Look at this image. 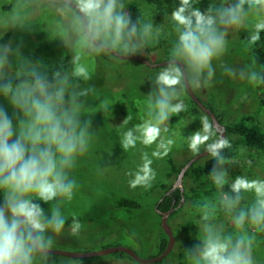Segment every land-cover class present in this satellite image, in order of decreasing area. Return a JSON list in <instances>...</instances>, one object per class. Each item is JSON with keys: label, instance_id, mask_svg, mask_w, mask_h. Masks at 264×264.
Masks as SVG:
<instances>
[{"label": "clouds", "instance_id": "9594fccd", "mask_svg": "<svg viewBox=\"0 0 264 264\" xmlns=\"http://www.w3.org/2000/svg\"><path fill=\"white\" fill-rule=\"evenodd\" d=\"M28 7L27 3L12 4L8 9L11 17L3 24L5 31L28 28L29 14H21ZM36 7L60 14L53 22L56 34L65 42L74 37V54L71 71L63 68L50 73L47 65L24 57L19 47L0 44V95L13 109L10 115L0 106V264H50L53 234H61L68 223L63 209L71 204L79 187L71 173L92 141L90 121L82 119L85 109L81 97L94 89L82 88L79 83L91 79L87 56L108 52L133 55L146 45L158 44L162 34V29L153 32L151 21L140 17L133 21L124 0H37ZM171 20L176 41L167 65L155 79L159 85L156 115L128 129L120 141L125 152L136 148L137 142L145 147L156 145L151 157L143 152L137 170L127 173L132 177L128 181L131 189L152 187L157 175L153 160L167 157L175 144L171 137H161L162 132L169 131L165 121L170 115L186 110L183 100L171 102L178 98L176 86L183 87L184 83L182 65L176 61L182 60L195 74L194 89L201 87V79L205 86H211L216 75L213 62L223 67L230 30H238L248 21V45L260 41L264 0H238L234 4L220 0L205 11L194 7L193 0H179ZM248 83L253 87L264 85V71H250ZM101 107L107 111L108 102L103 101ZM151 108L150 105L149 117ZM130 120L131 116H127L123 123ZM201 123L202 129L187 138L188 149L199 155L203 147L217 161L210 178L223 198L217 197V203L206 199L197 203L202 237L188 250L190 264H259L254 251L259 248L258 236L264 234V179L236 176L230 185L235 195L222 192L228 173L217 168L228 160L222 152L232 144L222 131L214 129L207 116ZM246 193L252 195L251 203H243ZM41 202L50 205L49 213ZM221 211L231 222V231L213 223L219 220ZM82 227L72 214L71 234L78 235Z\"/></svg>", "mask_w": 264, "mask_h": 264}, {"label": "rangeland", "instance_id": "374dc122", "mask_svg": "<svg viewBox=\"0 0 264 264\" xmlns=\"http://www.w3.org/2000/svg\"><path fill=\"white\" fill-rule=\"evenodd\" d=\"M17 2L30 5V7L21 10L22 15L29 14L28 28L13 27L5 31L3 24L11 17L8 9ZM130 2L137 5L145 22L153 23L154 33L157 29H162L159 43L148 46L163 48V53H165L163 58H158L156 53L142 55V57L152 63L161 62L158 59L169 60L172 45L176 41L171 12L178 6L179 0H124L126 10ZM218 2L219 0H193V6L205 11L210 4H218ZM36 4L37 0H0V44L11 43L13 48L19 47L24 57L34 62H42L48 66L51 73V71L65 68L64 61L67 56L71 61L74 54L71 47L74 37L70 36L67 42L61 39L56 34L53 23L60 18V14L57 12L46 13L37 9ZM251 15L249 13V17ZM249 27L250 23L246 21L238 30H230L228 50L222 58L223 67L220 66V62H213L216 75L211 86H205L201 79V87L194 89L192 81L195 74L182 60L180 62L186 67L188 81L194 95L206 108L212 109L224 127L244 121L257 125L264 132V108L257 106L253 100L255 91L253 86L248 83V74L253 71V68L247 62L245 55L234 50L242 37H248L251 30ZM6 36V42L2 43ZM231 50L235 52L230 56ZM93 55L87 56L91 79L87 82H79L82 88L92 87L94 89L88 96L81 97L85 109L82 119L90 121L89 132L92 134V141L89 151L78 159L77 167L71 173L79 187L71 204L66 205L63 209L68 220L72 219V214H75L83 227L79 234L74 236L69 228L70 223L66 224L61 234H53L55 243L52 249L82 253L122 246L132 250L141 258H153L157 254V236L162 231L160 216L155 211V205L162 195V190L158 186L162 184L171 187L176 181L175 176L167 177L170 158H181L178 155L179 151L190 158L194 155L188 149L187 138L202 129L201 120L206 115L192 102L184 84L183 87L176 86L178 98L171 102L175 104L183 100L186 110L178 115H170V119L165 121L169 131L168 133L162 132L161 137L167 136L175 140L172 151L162 160H153L152 168L157 175L150 189L129 188L128 181L132 177L127 173L137 170L142 163L143 152H148L151 157V152L156 145L145 147L137 142L136 148L125 152L120 141L123 133L134 125L147 119H154L157 99L154 98V102L149 97L140 98L137 94L143 95L147 90L157 92L159 87L155 82L156 77L152 78L150 74L154 73L157 76L165 66L157 69L144 67L134 72L132 70L134 67L128 64H137L133 60H124V63L127 64L121 65L113 60L112 64L114 65L111 68L114 70L97 79ZM11 59L15 64V57ZM70 61L68 71H71L72 68ZM116 69L121 71L119 75L117 73L119 79L114 77ZM128 69L130 71H127ZM230 72L233 75L230 76ZM127 76H130L132 80L135 79L139 84L133 87V84L128 83ZM144 83L147 85L145 86ZM248 86L250 89L246 94ZM110 88H115L118 92L109 96ZM119 91L129 97H136L125 101ZM257 94L258 96L264 95V89L259 90ZM103 101H107L109 104L107 111L101 107ZM150 105L152 106L151 117H149ZM0 106L5 107L12 115L13 109L2 95H0ZM127 116H131V120L124 124L123 121ZM208 120L210 122L209 118ZM136 134L134 132V135ZM211 142L210 140L209 143ZM202 150H204L203 147ZM236 150L235 157L217 168L218 171L227 170V183L232 184L233 179L240 175L249 179H264V152L243 145H238ZM182 188L183 199L187 203L182 206L176 216L168 220L173 234L178 238L172 248L174 254L166 257L160 264H190L188 250L198 244V238L202 237L200 214L196 210V205L205 199L208 201L211 199L202 195L188 194L185 180L182 181ZM243 195L244 203H251L252 195L247 193ZM121 198L137 200L141 208L138 210L118 208L117 201ZM2 200L3 192L0 191V203ZM214 201L217 203V200ZM45 206V212L49 213L50 205L45 204ZM219 215V220L213 221V223L218 228L223 224L225 230L231 231V222L225 218L222 211ZM258 240L259 248L254 251V255L259 264H264V237L259 235ZM181 241L183 242L181 243ZM49 261L50 264H140L127 255L117 257L113 254L85 259L51 255Z\"/></svg>", "mask_w": 264, "mask_h": 264}, {"label": "trees", "instance_id": "16d2710c", "mask_svg": "<svg viewBox=\"0 0 264 264\" xmlns=\"http://www.w3.org/2000/svg\"><path fill=\"white\" fill-rule=\"evenodd\" d=\"M227 2L229 4H234V3H237L238 0H227ZM219 3H220V0H219L218 4ZM127 11L131 13L133 21H135L137 19V17H140L143 20L141 12L135 3L130 2L127 5ZM260 35H261V39H260V41L257 42V44L249 46L248 41H247L248 37L247 38L242 37L239 44L234 48L235 51H238L239 53H241V55L246 56L247 62L253 68V71H257V72L264 71V32H261ZM7 36L2 40V43L6 42ZM235 51L231 50L230 56ZM163 52H164L163 48H161V47L160 48L159 47L158 48H150L148 45H146L141 51L135 53V55H140V56L145 55L146 56V54L156 53V56H158V58H163V56L165 55V53H163ZM104 54L108 55L109 57H106ZM93 56H94L96 69H97L96 70V78L97 79L101 78V75L104 76V74H110L111 71L114 70L111 68L112 65H114V64H112L113 60L120 65L121 64H127V63H124V60H119L118 58H116L115 56H113L110 53H102L100 55L94 54ZM69 61L70 60L67 56L65 58V61H64V67L66 70H68V68H69ZM158 61H164V60L158 59ZM134 62H136V61H134ZM253 62H255V65H253ZM136 63L137 64L128 63L132 67H134V69H132V68H129V69H132L135 72L136 70H139L140 68L145 67L138 62H136ZM129 69L127 71H130ZM155 69H157V68H155ZM124 72L127 73L126 71H124ZM117 73L119 75L121 73V71L118 69H116L114 71V74H116L114 77H117V79H119L117 76ZM150 75L152 78L156 77V74H154V73H151ZM127 77L129 79L128 83L133 84V87L135 85L139 84V82L136 81L135 79H133V80L130 79V76H127ZM144 85L146 86L147 84L144 83ZM158 87H159V85H158ZM249 89H250V86H248V88L246 89V94L248 93ZM261 89H264V85H261L259 87H253V90L255 91V98L253 100L256 102L257 106L264 108V95L258 96V94H257V92ZM116 92H118V91H116L115 88H110L108 94L110 96ZM119 93L121 94L122 98L125 101L128 99L132 100V98L134 99V97H136V96L129 97L125 93L124 94L121 93V91H119ZM137 96L138 97L140 96V98L141 97H147V98L149 97L152 99V101H154V98L157 99L159 97V91L157 90V92H155V91L147 90L146 93H144L143 95L137 94ZM245 97H249V96H245ZM208 109L211 112H213L211 108H208ZM216 118L221 123V120L217 116H216ZM225 132H226L225 137H227L232 144V148H230V149L226 148L222 152V155L228 157V160L235 157V155L237 153L236 148L238 145H243L247 148L264 152V132L261 131V129L257 125L252 124V123H250V124L245 123L244 121H238V122H235L229 126H226ZM178 155L181 158H179V159L170 158L168 161V164H169V172L167 174L168 178L174 177V176L177 177L181 168L184 166L185 162L188 159H190V157L188 156L189 157L188 158L187 155L183 154V152L179 151ZM186 158H188V159H186ZM216 165H217V161L215 159H213L211 156H208V157L198 161L197 163L193 164L185 172L184 177H183V180H185V184H186V192L190 195H193V196L202 195L208 199H211L210 202H212V203L215 202L214 200H217V197L223 198L221 193L217 191L216 186L213 185L212 180L210 178V174L212 172V169ZM230 185L231 184L227 183L224 186V189L222 190V192L228 193L229 196H234L235 194L230 192ZM158 187L162 190V195H161L160 199L157 201V203L155 205V209H158L159 211L163 212V211H168L170 208H173V212L170 214V216L168 218V220H169L178 214V212L182 209V206L184 204H186L187 201L186 202L184 201L183 192H180V190L178 188L169 192V190L171 189L172 186L170 187V186H166V185L161 184ZM181 198L183 199V202H182L180 207H177ZM203 202L204 201H202V203ZM243 203H244V200H243ZM41 204H42V207L45 209V207H46L45 204H43V202H41ZM117 206H118V208H121V209H130V210H138L141 208V205L137 200L127 199V198L119 199L117 201ZM71 220L72 219L68 220V223H71ZM68 223H66V224H68ZM260 235L264 237V234H260ZM175 240L176 241L178 240V238L176 236H175ZM182 242L183 241H181V243ZM156 244H157L156 256H158L165 249L166 244H167V237L165 236V234L162 231H160L159 236H157ZM173 254H174V252L171 251L168 254V256H172ZM113 255L117 256V257H122L125 254L118 252V253H114ZM165 259H166V257L162 260H165ZM162 260L156 264H160L162 262Z\"/></svg>", "mask_w": 264, "mask_h": 264}, {"label": "water", "instance_id": "95a60500", "mask_svg": "<svg viewBox=\"0 0 264 264\" xmlns=\"http://www.w3.org/2000/svg\"><path fill=\"white\" fill-rule=\"evenodd\" d=\"M108 53L112 54L113 56H115L116 58H118L120 60H133V61H136V62L144 65L145 67H148L151 69L164 67L168 63V60L152 63L149 60H147L146 58H144L140 55H135V54L124 56L122 54H118V53H114V52H108ZM176 63L182 65L181 70L184 73V83L183 84H184L185 90H186L187 94L189 95L190 99L192 100V102L204 114H206V116L210 119V122L213 123L214 129L218 128L220 131L223 132V135L225 136V134H226L225 127L218 121L215 114L213 112H211L208 108H206L199 101V99L194 95V93L190 87L189 81H188L185 65L180 61H176ZM219 134H220L219 131H217V135H219ZM208 156H210V155L206 151L202 150L199 155H193L190 159H188L185 162L184 166L181 168L179 174L176 177V181L173 184V186L171 187V189L169 190V192H171L172 190H174L176 188H178L180 190V192H183L182 180H183L185 172L193 164L197 163L198 161H200V160H202ZM182 202H183V199L181 198L177 207H180ZM155 211L160 216L161 230L165 234V236L167 237L166 247L158 256H155L153 258H147V259L141 258L132 250H130L126 247H122V246L109 247V248L102 249V250L82 252V253L51 249L50 250V256L52 255V256L69 257V258H73V259H85V258H93V257H99V256L112 255L114 253L120 252V253H124L125 255H127L128 257H130L133 261H135L137 263H140V264H156V263L160 262L162 259H164L165 257H167L168 254L172 251V248H173V245L175 242V236H174V234H173V232H172V230L168 224V218H169L170 214L173 212V208H170L168 211H163V212L159 211L158 209H156Z\"/></svg>", "mask_w": 264, "mask_h": 264}, {"label": "flooded vegetation", "instance_id": "af4514ba", "mask_svg": "<svg viewBox=\"0 0 264 264\" xmlns=\"http://www.w3.org/2000/svg\"><path fill=\"white\" fill-rule=\"evenodd\" d=\"M156 210V209H155Z\"/></svg>", "mask_w": 264, "mask_h": 264}]
</instances>
